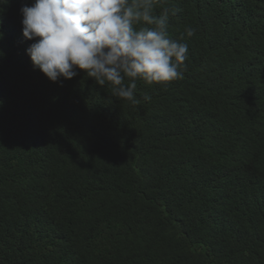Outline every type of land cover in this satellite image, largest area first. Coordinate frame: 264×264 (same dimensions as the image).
<instances>
[{"label": "trees", "instance_id": "16d2710c", "mask_svg": "<svg viewBox=\"0 0 264 264\" xmlns=\"http://www.w3.org/2000/svg\"><path fill=\"white\" fill-rule=\"evenodd\" d=\"M33 2L0 0V264H264V0H167L187 67L137 104L35 68Z\"/></svg>", "mask_w": 264, "mask_h": 264}, {"label": "clouds", "instance_id": "9594fccd", "mask_svg": "<svg viewBox=\"0 0 264 264\" xmlns=\"http://www.w3.org/2000/svg\"><path fill=\"white\" fill-rule=\"evenodd\" d=\"M165 3L34 0L20 9L23 35L34 41L26 52L53 82L62 85L84 70L101 87L108 85L113 96L137 104V80L151 85L183 79L189 59L185 33L193 37L197 31L187 26L173 38L169 18L179 9Z\"/></svg>", "mask_w": 264, "mask_h": 264}]
</instances>
